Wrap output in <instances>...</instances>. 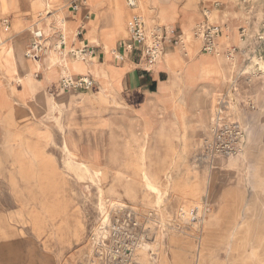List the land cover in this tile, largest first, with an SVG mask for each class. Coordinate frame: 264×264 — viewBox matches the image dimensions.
Here are the masks:
<instances>
[{
    "label": "crops",
    "instance_id": "1",
    "mask_svg": "<svg viewBox=\"0 0 264 264\" xmlns=\"http://www.w3.org/2000/svg\"><path fill=\"white\" fill-rule=\"evenodd\" d=\"M135 1L136 10L127 0H94L89 6L80 2L78 12L71 10L73 0L1 3L0 50L6 51L0 60V172L16 162V148L26 147L25 141L35 144L31 142L35 137L39 153L45 150L42 145L48 143V147L56 139L66 157L83 169L103 168L121 173L124 179H143L186 174L191 145L203 133L195 165H209L198 158L210 133L214 100L227 93L231 78L246 65L245 72L254 73L255 64H247L250 53L242 50L259 48V65L264 71V44L254 38L264 32V0H253L250 5L232 0H169L164 16L158 6H151L154 12L148 30L160 29L167 36L161 63L152 67L138 49L130 47V31L121 37L115 27L122 9L126 21L135 15L146 19V11ZM66 19L70 47L57 49L50 26ZM248 23V38L243 42L240 31ZM205 24L222 28L218 55L203 52V41L194 43L197 74L187 84L181 69L171 67L166 56H175L177 47L182 50L179 39L197 33ZM37 29L44 31L47 40L44 52L30 59L26 52ZM171 38L178 39L176 45ZM81 48H86V55L78 65L70 52ZM232 49L239 51L235 60L228 56ZM180 59L190 63L184 51L176 56L177 66ZM206 74H211L210 79ZM67 76L88 77L93 86L64 90L62 80ZM263 81L242 84L243 94L233 114L245 131L244 154L229 158L248 154V117L258 111L255 93L264 89ZM246 97L256 104V110L245 104ZM229 158L216 156L213 163Z\"/></svg>",
    "mask_w": 264,
    "mask_h": 264
},
{
    "label": "rangeland",
    "instance_id": "2",
    "mask_svg": "<svg viewBox=\"0 0 264 264\" xmlns=\"http://www.w3.org/2000/svg\"><path fill=\"white\" fill-rule=\"evenodd\" d=\"M93 2L85 0V5ZM168 5L169 0H139L147 29L151 6L164 16ZM67 24L66 19L65 49L70 47ZM129 24L120 12L115 19L119 36H128ZM258 35L254 38L262 45ZM161 36L165 49L167 36ZM198 37L187 33L179 39L182 50L177 47L175 56H166L187 84L197 74L192 49ZM171 40L176 45L178 39ZM182 51L190 63L180 59L177 66ZM242 52L250 53L247 64H255L254 73L258 67L263 71L259 48ZM246 66L235 76L253 75ZM259 80L264 76L252 84ZM255 94L259 106L248 117V154L196 166L202 133L191 145L186 174L172 177L124 179L103 168L83 169L66 157L56 139L42 145L41 153L36 137L31 140L35 144L25 141L26 147L15 150L16 162L0 172V264H264V89ZM198 209L200 219L191 216Z\"/></svg>",
    "mask_w": 264,
    "mask_h": 264
},
{
    "label": "built area",
    "instance_id": "3",
    "mask_svg": "<svg viewBox=\"0 0 264 264\" xmlns=\"http://www.w3.org/2000/svg\"><path fill=\"white\" fill-rule=\"evenodd\" d=\"M232 1H241L243 4H251L252 0H232ZM85 5V0H73L71 4V10L73 12H78L79 3ZM127 4L134 8L136 6L135 0H127ZM219 7V5H215ZM206 17H209L210 11H206ZM8 22V21H6ZM130 31V40L132 49H138L142 58L146 61L149 67H152L156 62L161 59L163 54V38L160 33V29H154L149 31L146 26L145 19L141 15H135L132 18V21L129 24ZM52 30V36L55 38V47L57 49H62L65 44V28L64 20L54 21L50 26ZM222 33V28L214 25H203L199 31L196 33L197 36L203 41V52L217 53L218 43L217 39ZM82 31L78 32L80 36ZM249 34V23L247 27L242 28L240 39L245 42ZM161 36V37H160ZM164 36V35H163ZM258 39L264 44V33L258 35ZM47 40V36L44 34V31L41 29L35 30L34 40L31 46L27 49L26 57L27 58H38L44 52V43ZM237 49H233L229 52V56L235 55ZM255 54H257L255 52ZM72 58L81 60L86 55V48H81L80 50H73L70 52ZM122 60V57L119 56ZM253 60V58H252ZM257 60H262L261 57H258ZM256 73L253 75L245 76L244 72L235 76L229 85V90L223 97L218 99L214 104V110L211 117V128L210 133L207 138L202 142V155L198 158L199 162L206 164H212L216 156L224 157H238L244 154L243 142L245 139V131L242 124L234 118L233 110L238 108V98L242 96L243 91L241 88V79L244 77V83L251 85L254 82V79L261 78L264 76V72L259 69H256ZM93 86L92 81L88 77H81L76 79L71 76H67L62 80L63 89H77V90H90ZM245 104H247L252 110H256V105L253 103L252 99L246 97L244 99ZM197 211H192L191 216L198 217ZM200 219V218H197ZM116 228L113 229L115 232ZM125 236L132 238L131 236L125 234ZM133 239V238H132Z\"/></svg>",
    "mask_w": 264,
    "mask_h": 264
},
{
    "label": "bare ground",
    "instance_id": "4",
    "mask_svg": "<svg viewBox=\"0 0 264 264\" xmlns=\"http://www.w3.org/2000/svg\"><path fill=\"white\" fill-rule=\"evenodd\" d=\"M134 8H135V9L138 8V7H137V4H136V6H135ZM134 8H133V9H134ZM121 9H122V7H121ZM135 9H134V10H135ZM122 10H123V9H122ZM122 10H119V11L121 12V14H123V11H122ZM149 22H151V20H149ZM123 24H124V23L121 22V21H119V20L116 22V26H117L118 29L121 31V34L125 36L126 30H125V27L123 26ZM182 40H183V39H182ZM200 41H202V40H201L200 37H198V41L195 40L194 43H196V42L199 43ZM183 43H184V42H183ZM1 45L4 46V44H1ZM193 45H194V44H193ZM5 51H6V48H4L3 51L0 50V58H2L3 52H5ZM7 52H8V51H7ZM215 54H216V53H215ZM168 63H169V65H170L171 60H168ZM191 71H192V70H191ZM192 77H193V76H192ZM188 78H190V77H188ZM161 84H162V83H161ZM133 86H134V84H132V87H133Z\"/></svg>",
    "mask_w": 264,
    "mask_h": 264
}]
</instances>
